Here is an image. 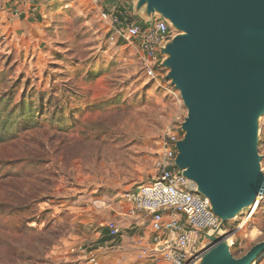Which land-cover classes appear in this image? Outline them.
I'll list each match as a JSON object with an SVG mask.
<instances>
[{"label":"rangeland","instance_id":"rangeland-1","mask_svg":"<svg viewBox=\"0 0 264 264\" xmlns=\"http://www.w3.org/2000/svg\"><path fill=\"white\" fill-rule=\"evenodd\" d=\"M138 56L91 0H47L26 30L0 23V264L100 263L104 203L149 181L187 114ZM224 229L235 257L263 241L264 197Z\"/></svg>","mask_w":264,"mask_h":264},{"label":"water","instance_id":"water-1","mask_svg":"<svg viewBox=\"0 0 264 264\" xmlns=\"http://www.w3.org/2000/svg\"><path fill=\"white\" fill-rule=\"evenodd\" d=\"M144 21L161 17L176 34L161 47L165 79L187 114L176 167L207 197L220 226L196 264H253L264 240L243 256L223 228L264 197V0H124Z\"/></svg>","mask_w":264,"mask_h":264},{"label":"built area","instance_id":"built-area-1","mask_svg":"<svg viewBox=\"0 0 264 264\" xmlns=\"http://www.w3.org/2000/svg\"><path fill=\"white\" fill-rule=\"evenodd\" d=\"M44 1L47 0H15L18 5H29L31 13L36 12ZM91 1L100 9L102 19L111 24L116 36L135 47L146 76L157 80L166 70L162 67L161 47L176 34L170 23L161 17L149 21L134 17L124 8V0ZM178 119V125L169 127L162 138L149 181L124 196L133 204L130 214L144 212L150 217L149 241L140 240L138 244L136 257L140 262L196 264L198 253L206 243L210 244L204 232L216 230L221 223L211 209L209 199L199 193L196 184L176 167V142L183 135L180 124L184 117ZM259 151L263 155L264 172V123L261 124ZM107 227L113 238L120 234L117 222L110 221ZM91 261L98 263L96 254H92Z\"/></svg>","mask_w":264,"mask_h":264},{"label":"crops","instance_id":"crops-1","mask_svg":"<svg viewBox=\"0 0 264 264\" xmlns=\"http://www.w3.org/2000/svg\"><path fill=\"white\" fill-rule=\"evenodd\" d=\"M117 0H112L115 2ZM17 2V1H16ZM15 0H0V23H9L12 29L26 30L33 24L41 13L42 2L34 13L29 11V5H18ZM133 9V3L125 2ZM35 25V24H34ZM33 25V26H34ZM103 203V201H98ZM107 207L102 224L103 229L98 236V244H101L97 253V259L101 264H155L154 262H140L136 253L140 240L148 243L151 236L150 217L144 212L130 214L133 204L124 199L116 202L104 203ZM115 221L120 227V234L113 238L107 227L108 222ZM109 249L110 251H106ZM97 260V261H98ZM99 263V264H100Z\"/></svg>","mask_w":264,"mask_h":264},{"label":"bare ground","instance_id":"bare-ground-1","mask_svg":"<svg viewBox=\"0 0 264 264\" xmlns=\"http://www.w3.org/2000/svg\"><path fill=\"white\" fill-rule=\"evenodd\" d=\"M253 205H254V204H253ZM253 205H252V206H253ZM229 240H230V242H231V235H230V237H229Z\"/></svg>","mask_w":264,"mask_h":264}]
</instances>
